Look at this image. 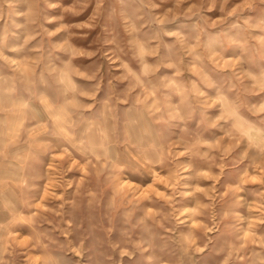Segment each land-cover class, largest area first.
I'll list each match as a JSON object with an SVG mask.
<instances>
[{"label":"rangeland","instance_id":"374dc122","mask_svg":"<svg viewBox=\"0 0 264 264\" xmlns=\"http://www.w3.org/2000/svg\"><path fill=\"white\" fill-rule=\"evenodd\" d=\"M0 264H264V0H0Z\"/></svg>","mask_w":264,"mask_h":264},{"label":"bare ground","instance_id":"6f19581e","mask_svg":"<svg viewBox=\"0 0 264 264\" xmlns=\"http://www.w3.org/2000/svg\"><path fill=\"white\" fill-rule=\"evenodd\" d=\"M16 130V129H15ZM14 130H11V128H9V127H7L6 126V128H5V130H4V135H5V137H8L9 135H12V134H14ZM16 133V132H15ZM79 138V137H78ZM6 198V200L5 201H8V198L7 197H5Z\"/></svg>","mask_w":264,"mask_h":264}]
</instances>
